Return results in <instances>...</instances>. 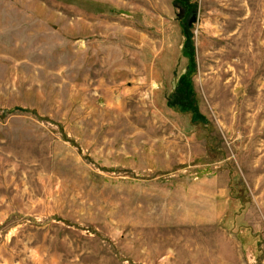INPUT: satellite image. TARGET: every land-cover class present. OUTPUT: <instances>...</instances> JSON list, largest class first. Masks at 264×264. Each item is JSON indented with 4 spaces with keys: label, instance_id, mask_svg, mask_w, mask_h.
<instances>
[{
    "label": "rangeland",
    "instance_id": "374dc122",
    "mask_svg": "<svg viewBox=\"0 0 264 264\" xmlns=\"http://www.w3.org/2000/svg\"><path fill=\"white\" fill-rule=\"evenodd\" d=\"M0 264H264V0H0Z\"/></svg>",
    "mask_w": 264,
    "mask_h": 264
}]
</instances>
